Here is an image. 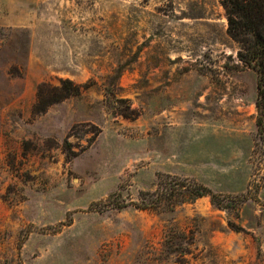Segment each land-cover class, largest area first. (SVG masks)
Returning <instances> with one entry per match:
<instances>
[{
	"label": "rangeland",
	"instance_id": "374dc122",
	"mask_svg": "<svg viewBox=\"0 0 264 264\" xmlns=\"http://www.w3.org/2000/svg\"><path fill=\"white\" fill-rule=\"evenodd\" d=\"M221 1L0 0V264H264L257 74ZM159 175L217 203L117 208Z\"/></svg>",
	"mask_w": 264,
	"mask_h": 264
},
{
	"label": "trees",
	"instance_id": "16d2710c",
	"mask_svg": "<svg viewBox=\"0 0 264 264\" xmlns=\"http://www.w3.org/2000/svg\"><path fill=\"white\" fill-rule=\"evenodd\" d=\"M227 19L226 32L239 45L237 58L257 74V100L259 111L257 128L264 131V0H222ZM115 196V195H111ZM209 196L216 204V194L194 179L159 175L153 190L139 191L137 202L117 204L118 209L128 205L140 210H172L184 202Z\"/></svg>",
	"mask_w": 264,
	"mask_h": 264
}]
</instances>
